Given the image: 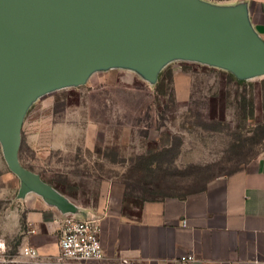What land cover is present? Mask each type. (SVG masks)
Listing matches in <instances>:
<instances>
[{
  "label": "rangeland",
  "instance_id": "1",
  "mask_svg": "<svg viewBox=\"0 0 264 264\" xmlns=\"http://www.w3.org/2000/svg\"><path fill=\"white\" fill-rule=\"evenodd\" d=\"M195 1L239 12L233 0ZM263 152L264 72L174 55L153 77L128 62L100 63L80 83L30 95L18 161L80 210L104 204L131 215L144 201L202 190ZM19 181L0 140V221Z\"/></svg>",
  "mask_w": 264,
  "mask_h": 264
},
{
  "label": "water",
  "instance_id": "2",
  "mask_svg": "<svg viewBox=\"0 0 264 264\" xmlns=\"http://www.w3.org/2000/svg\"><path fill=\"white\" fill-rule=\"evenodd\" d=\"M264 72V48L240 12L195 0H0V140L8 169L49 194L20 166V121L28 97L49 85L80 83L95 65L128 62L153 77L170 56Z\"/></svg>",
  "mask_w": 264,
  "mask_h": 264
},
{
  "label": "crops",
  "instance_id": "3",
  "mask_svg": "<svg viewBox=\"0 0 264 264\" xmlns=\"http://www.w3.org/2000/svg\"><path fill=\"white\" fill-rule=\"evenodd\" d=\"M228 7L264 48V0H233ZM90 210L20 180L0 221V264H55L69 217L98 220L103 259L87 264H170L183 255L194 256L195 264H264V152L202 190L144 201L134 214L104 204ZM25 247L38 258L22 256Z\"/></svg>",
  "mask_w": 264,
  "mask_h": 264
},
{
  "label": "built area",
  "instance_id": "4",
  "mask_svg": "<svg viewBox=\"0 0 264 264\" xmlns=\"http://www.w3.org/2000/svg\"><path fill=\"white\" fill-rule=\"evenodd\" d=\"M100 227L96 218H66L62 221L58 240L59 253L55 264H87L97 263L103 259V251L99 239ZM0 244V251L4 250ZM28 259H37L36 249L25 247L21 252ZM192 255L178 257L170 264H195Z\"/></svg>",
  "mask_w": 264,
  "mask_h": 264
},
{
  "label": "trees",
  "instance_id": "5",
  "mask_svg": "<svg viewBox=\"0 0 264 264\" xmlns=\"http://www.w3.org/2000/svg\"><path fill=\"white\" fill-rule=\"evenodd\" d=\"M214 1H222V0H214Z\"/></svg>",
  "mask_w": 264,
  "mask_h": 264
}]
</instances>
